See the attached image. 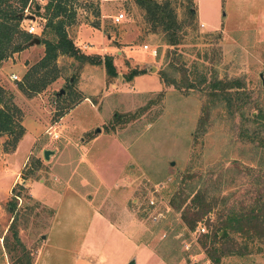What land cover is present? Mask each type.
Wrapping results in <instances>:
<instances>
[{
    "label": "rangeland",
    "instance_id": "rangeland-1",
    "mask_svg": "<svg viewBox=\"0 0 264 264\" xmlns=\"http://www.w3.org/2000/svg\"><path fill=\"white\" fill-rule=\"evenodd\" d=\"M48 3L31 0L19 24L27 33V16L37 18L40 45L0 66V110L14 115L12 132L0 129V264H214L203 235L230 210L264 204V148L242 136L264 114V0H173L186 31L174 47L135 0H77L69 38L112 57L118 76L61 55L48 70L59 78L29 96L19 83L53 38ZM136 69L146 74L127 80ZM217 82L242 109L210 95ZM198 191L217 204L191 230L183 210ZM232 237L241 254L227 249L220 264H264V238Z\"/></svg>",
    "mask_w": 264,
    "mask_h": 264
},
{
    "label": "trees",
    "instance_id": "trees-1",
    "mask_svg": "<svg viewBox=\"0 0 264 264\" xmlns=\"http://www.w3.org/2000/svg\"><path fill=\"white\" fill-rule=\"evenodd\" d=\"M31 0H0V66L4 59L10 55L21 52L26 49V46L33 40L34 36L24 32H19V24L24 19V11ZM77 0H49L47 4V12H51V17L46 25L47 28H52L54 35L52 39H43V44L46 45V55L40 61V64L34 67L26 76L25 81L19 83V89L29 96H34L43 92L50 84L54 83L58 78V74L49 76V67L57 61L58 57L69 56L80 62L82 65L101 66L104 65L107 76L112 79L118 76L117 69L114 65L113 58L108 56L104 60L100 56L92 57L83 54L78 49L73 40L69 38L65 25L67 22H72L75 13H71L68 9L69 4ZM139 8L145 11L146 20L151 25L153 32L162 33L165 37V42L174 47L179 46L182 39L186 35L185 25L179 21L175 8L173 7V0H135ZM190 1V0H189ZM17 5H21V11H18ZM39 9V7H38ZM70 12V13H69ZM186 20L189 26L195 25L196 13L193 7H188ZM45 29L44 34H47ZM16 38L22 40L20 43H15ZM47 71L48 74L40 76V73ZM56 73V71H55ZM145 70H134L126 78L132 81L135 77L145 75ZM39 78V79H38ZM173 81L171 85H175ZM221 83L217 82L212 85V92L210 95L217 100L226 104L230 113L235 114L242 109V104H239L238 98L236 104L232 99L221 95L219 89ZM1 102V100H0ZM134 118V116H133ZM264 114L259 112L254 117L253 122L258 125L259 129L254 134H250L249 130L242 132V136L248 142H258L260 148H264V139H260L259 134L263 131ZM14 125V115L0 110V129L6 133H11ZM194 205L188 209L183 210V218L191 230H195L199 223L203 222L204 218L209 214L212 204L205 200V196L201 191L194 197ZM172 204L175 205L173 202ZM183 202L177 206V210H182ZM16 203H11V211H14ZM210 207V208H209ZM14 223V222H13ZM259 226H264V204L263 207L251 206L247 209L235 210L232 209L226 214V220L216 227L211 233L205 234L202 237L201 243L205 248L207 256L210 257L214 264H220L223 256L227 253L228 247L233 245L232 235L246 236L251 240H260L264 238L260 232ZM210 227V226H209ZM12 227H10L11 229ZM222 233L223 235H221ZM16 239L22 245L20 239ZM230 252V251H228ZM235 254H241L240 251H235ZM21 264H31L30 257L21 259Z\"/></svg>",
    "mask_w": 264,
    "mask_h": 264
},
{
    "label": "built area",
    "instance_id": "built-area-1",
    "mask_svg": "<svg viewBox=\"0 0 264 264\" xmlns=\"http://www.w3.org/2000/svg\"><path fill=\"white\" fill-rule=\"evenodd\" d=\"M26 12H28V10ZM27 15H28V13H27ZM27 17H29V16H27ZM124 17H125V15L123 13H121L120 15H118L116 17L115 20H116L117 23H119V22H121V20L124 19ZM38 30H39V25H38L37 18H36L35 21L30 22V25H29V27L27 29V32L30 35H36V34H38ZM144 48L146 50H148L149 49V46L148 45H145ZM154 55L155 56L157 55L155 51H154ZM15 80H17V77H15Z\"/></svg>",
    "mask_w": 264,
    "mask_h": 264
},
{
    "label": "water",
    "instance_id": "water-1",
    "mask_svg": "<svg viewBox=\"0 0 264 264\" xmlns=\"http://www.w3.org/2000/svg\"><path fill=\"white\" fill-rule=\"evenodd\" d=\"M27 19L32 20V21H35L36 20V18L34 16H29V17H27ZM40 43H41L40 39L38 37H34L33 40L29 43V46L40 45ZM261 77L263 78L262 75H261ZM60 94H64V91H61ZM97 132H100V129H98ZM1 136H2V133L0 132V138H1ZM51 154H53V152L48 151V150L45 151L44 152L45 159L46 160H49ZM172 165H174V163H172ZM129 264H136V261L133 260Z\"/></svg>",
    "mask_w": 264,
    "mask_h": 264
}]
</instances>
